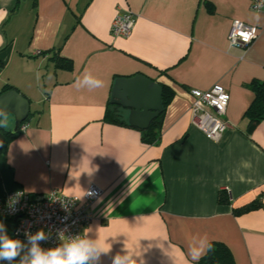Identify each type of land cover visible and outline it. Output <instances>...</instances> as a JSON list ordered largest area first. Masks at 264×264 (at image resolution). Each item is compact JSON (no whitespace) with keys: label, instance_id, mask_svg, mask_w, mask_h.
Returning a JSON list of instances; mask_svg holds the SVG:
<instances>
[{"label":"crops","instance_id":"obj_1","mask_svg":"<svg viewBox=\"0 0 264 264\" xmlns=\"http://www.w3.org/2000/svg\"><path fill=\"white\" fill-rule=\"evenodd\" d=\"M123 11L136 15L133 31L114 36ZM235 20L258 29L248 47L229 44ZM87 72L105 86L73 87ZM138 74L173 91L155 144L113 102L117 79ZM255 79L264 80V9L249 0H0V95L12 87L30 101L25 130L13 132V115L0 122L9 133L0 197L59 189L83 198L90 186L101 188L84 239L110 251L93 264L127 251L144 264H198L190 247L205 236L225 243L236 264H264V120L248 130L246 116ZM215 84L230 94L219 140L193 125L191 111V90ZM113 105L124 123L105 118ZM221 191L229 203L219 201ZM258 199L261 207L235 212ZM11 223L0 216L5 236L23 248L0 264H28L32 245Z\"/></svg>","mask_w":264,"mask_h":264},{"label":"built area","instance_id":"obj_2","mask_svg":"<svg viewBox=\"0 0 264 264\" xmlns=\"http://www.w3.org/2000/svg\"><path fill=\"white\" fill-rule=\"evenodd\" d=\"M254 10L264 9V0H249ZM136 15L131 11L119 12L112 23L114 36H129L134 28ZM258 36L256 26L235 20L229 34V44L248 47ZM191 111L193 125L206 137L219 140L229 127L226 112L230 94L221 84L208 90L192 89ZM28 124H22L25 130ZM103 190L95 185L89 187L83 198L69 196L59 189H52L41 197H35L24 189L15 190L0 197V216L16 219V233L29 237L39 231L45 239L39 244L43 251L63 247L84 239L85 230L93 219L92 207ZM86 264H93L89 260Z\"/></svg>","mask_w":264,"mask_h":264},{"label":"clouds","instance_id":"obj_3","mask_svg":"<svg viewBox=\"0 0 264 264\" xmlns=\"http://www.w3.org/2000/svg\"><path fill=\"white\" fill-rule=\"evenodd\" d=\"M84 85L88 86L89 91L103 88L104 81L96 78L92 73L87 72L83 74V79L76 77L73 87L80 90ZM4 112L0 108V114ZM245 168H251V162H246ZM230 179V178H229ZM239 182H253L251 177L239 176ZM4 231V225L0 224V232ZM45 233L43 231L37 232L35 235L29 237L31 259L28 264H86L87 261L93 260L99 262L101 255L107 254L110 248H105L99 241L93 242L87 239H80L72 243L66 244L63 247H57L52 250L43 251L38 241L44 240ZM205 244L201 247H190V256L193 261H199L200 258L212 249V243L205 236L203 237ZM23 245L19 240L8 239L6 236L0 238V259L11 262L19 255V251ZM136 255L126 252L125 254H116L112 258V264H144V261L137 260ZM24 264V261H22Z\"/></svg>","mask_w":264,"mask_h":264},{"label":"water","instance_id":"obj_4","mask_svg":"<svg viewBox=\"0 0 264 264\" xmlns=\"http://www.w3.org/2000/svg\"><path fill=\"white\" fill-rule=\"evenodd\" d=\"M162 97V84L143 74L117 79L113 92V102L130 109L129 123L142 129L148 128L163 111ZM0 108L4 109L0 122L6 116L13 115V132H18L29 117L30 101L17 89H11L0 95ZM5 142L6 136L0 129V149ZM9 226L16 231V219Z\"/></svg>","mask_w":264,"mask_h":264},{"label":"trees","instance_id":"obj_5","mask_svg":"<svg viewBox=\"0 0 264 264\" xmlns=\"http://www.w3.org/2000/svg\"><path fill=\"white\" fill-rule=\"evenodd\" d=\"M54 57H58V61L61 63H66L65 59L56 55ZM68 63V62H67ZM248 86L254 91L255 97L251 105L246 111V116L249 119L248 123V130H252L258 123L264 120V80H253L248 83ZM9 88V87H8ZM12 89V87L10 88ZM173 91L167 89L163 86V110L166 108L167 104L169 103L172 97ZM163 112V111H162ZM161 112V113H162ZM163 113L157 116L149 125L148 128L143 130V139L148 144H155L160 137V130H161V119ZM107 120H111L114 122H123V113L118 105H113L108 107L106 112ZM30 118L24 121L22 124H29ZM4 131L6 136V140L8 138L9 133L5 131L4 128H1ZM22 130V129H21ZM5 151L3 146L0 149V154ZM219 201L222 203H229L230 196L229 193L225 191H221L219 195ZM262 206L261 200H254L242 207L236 208V213L247 212ZM6 229L0 232V237L6 235ZM198 264H236V260L231 249L223 242L215 241L212 242V249L207 251L206 254L197 262Z\"/></svg>","mask_w":264,"mask_h":264}]
</instances>
